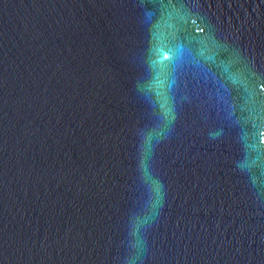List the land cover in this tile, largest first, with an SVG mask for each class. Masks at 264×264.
Instances as JSON below:
<instances>
[{
    "label": "water",
    "instance_id": "1",
    "mask_svg": "<svg viewBox=\"0 0 264 264\" xmlns=\"http://www.w3.org/2000/svg\"><path fill=\"white\" fill-rule=\"evenodd\" d=\"M0 264H264V0H0Z\"/></svg>",
    "mask_w": 264,
    "mask_h": 264
}]
</instances>
